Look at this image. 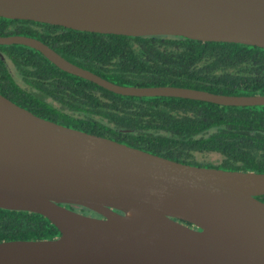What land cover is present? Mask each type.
<instances>
[{
    "label": "water",
    "instance_id": "1",
    "mask_svg": "<svg viewBox=\"0 0 264 264\" xmlns=\"http://www.w3.org/2000/svg\"><path fill=\"white\" fill-rule=\"evenodd\" d=\"M0 17L264 49V0H0ZM10 44L122 95L264 105L261 94L119 85L37 38L0 36V45ZM260 195L264 172L168 159L42 118L0 93V208L38 213L59 231L51 239L1 241L0 264H264Z\"/></svg>",
    "mask_w": 264,
    "mask_h": 264
},
{
    "label": "trees",
    "instance_id": "2",
    "mask_svg": "<svg viewBox=\"0 0 264 264\" xmlns=\"http://www.w3.org/2000/svg\"><path fill=\"white\" fill-rule=\"evenodd\" d=\"M6 35L37 38L68 61L119 85L264 95V49L256 46L104 34L0 17V36ZM0 93L42 118L168 159L264 172V105L114 93L21 44L0 45ZM257 198L264 202V195ZM58 235L38 213L0 208V242Z\"/></svg>",
    "mask_w": 264,
    "mask_h": 264
},
{
    "label": "rangeland",
    "instance_id": "3",
    "mask_svg": "<svg viewBox=\"0 0 264 264\" xmlns=\"http://www.w3.org/2000/svg\"><path fill=\"white\" fill-rule=\"evenodd\" d=\"M84 211H85V213H86L87 215L98 216L96 213L92 212L91 210L89 211V210L84 209ZM86 211H88V212H86Z\"/></svg>",
    "mask_w": 264,
    "mask_h": 264
},
{
    "label": "flooded vegetation",
    "instance_id": "4",
    "mask_svg": "<svg viewBox=\"0 0 264 264\" xmlns=\"http://www.w3.org/2000/svg\"><path fill=\"white\" fill-rule=\"evenodd\" d=\"M70 209H71V208H70ZM72 210H75V211L80 212V213H82V214H86L85 211H84L83 209H81V208H78V209H72Z\"/></svg>",
    "mask_w": 264,
    "mask_h": 264
}]
</instances>
